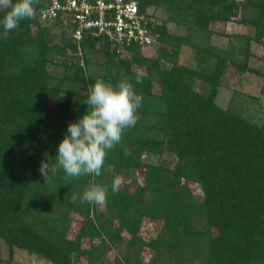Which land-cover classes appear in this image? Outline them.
<instances>
[{"label":"trees","instance_id":"trees-1","mask_svg":"<svg viewBox=\"0 0 264 264\" xmlns=\"http://www.w3.org/2000/svg\"><path fill=\"white\" fill-rule=\"evenodd\" d=\"M136 2L151 19L149 33L157 34L155 57L137 43L118 46L104 37L83 34L74 43L62 18L41 17L48 0L18 29L5 33L0 25V240L9 256L20 249L49 264H102L110 248L121 264H264V114L247 112L237 92L225 108L214 101L228 68L264 81V72L248 65L250 42L264 47V0ZM228 21L252 35L214 44L209 24ZM53 26L62 27L57 42ZM183 44L193 51L192 65L178 62ZM54 65L61 68L57 82ZM96 80L132 83L143 97L138 122L108 152L102 175L65 184L59 170L45 182L40 162L55 163L67 125L88 110ZM124 147L131 149L127 158ZM165 155L174 157L172 165L162 162ZM135 169L142 170L140 182L128 175ZM113 175L128 179L116 193ZM90 183L109 188L102 212L81 203ZM73 216L79 225L68 236ZM143 219L159 223L148 238L139 233Z\"/></svg>","mask_w":264,"mask_h":264},{"label":"clouds","instance_id":"clouds-1","mask_svg":"<svg viewBox=\"0 0 264 264\" xmlns=\"http://www.w3.org/2000/svg\"><path fill=\"white\" fill-rule=\"evenodd\" d=\"M39 3L40 0H0V10L7 9L0 19L4 32H12L18 29L21 21L35 18V6ZM136 83H142L141 76L137 75ZM142 102L143 97L129 82L113 87L103 80H96L89 85L85 101L88 110L76 122L67 125V134L57 147L55 163L40 162L38 170L44 181L50 182L51 176L59 170L65 174V184L83 176L102 175L108 152L121 145L125 131L138 122L137 111ZM130 154L131 149L124 147L125 158ZM117 184L111 186L113 193L118 190ZM108 192V186L90 183L82 194L81 203L104 206Z\"/></svg>","mask_w":264,"mask_h":264},{"label":"rangeland","instance_id":"rangeland-1","mask_svg":"<svg viewBox=\"0 0 264 264\" xmlns=\"http://www.w3.org/2000/svg\"><path fill=\"white\" fill-rule=\"evenodd\" d=\"M157 15H161V11H156ZM236 19V18H235ZM173 27V28H172ZM168 29L173 31L176 34L182 33V27H175L172 26ZM61 26H56L51 28V32L54 34L52 36L53 42H57L59 40V31L61 30ZM209 28L213 31L212 35V42L219 46H224L226 40L229 38H233L234 35L239 34H246L252 35V29L250 27L242 26L237 24L235 21H228V22H213L209 24ZM158 45V42L155 44ZM154 43L151 47L145 48L141 50V53L147 57H155L157 52ZM250 51L253 53V57L249 58L248 65L253 68H257L258 70L264 72V47L262 45L257 44L256 42H250ZM121 54L127 55L125 52L121 50ZM193 51L186 46L185 44L181 45L180 50L177 55V59L179 63H183L186 65L193 64ZM99 62L102 60L100 55L98 56ZM132 67H135L133 65ZM104 67L97 66L96 74H101ZM60 66H50L49 71L53 75V82H57L59 76L61 75ZM140 72H143V68L139 69ZM82 90V89H81ZM153 92H157L156 85H153L152 88ZM232 92L239 93L240 97L245 100L243 102L242 107L246 109L247 112L253 113V116H262L264 114V81L263 79L251 72H244V73H236L232 71V68H228L225 77L223 79L222 84L218 87L216 96L214 101L217 105L222 108H225L230 100ZM255 119V118H254ZM165 155V160L162 162H168L170 165L174 162V157ZM133 175L136 177V182H140L142 170L135 169L128 171V175ZM122 176V175H121ZM113 175V180L118 182V186L123 181H128L127 177H121ZM138 179V180H137ZM190 189L192 194L198 195L199 190L197 184H190ZM134 187V184L131 183L129 187V191H131ZM95 210L99 213L104 210V206H97L95 205ZM79 225V219L76 217H72V221L68 226L67 235L71 236L75 232L76 228ZM159 227V223L147 219H143L141 223V227L139 229V233L143 238H148L152 235V232L156 231ZM96 241V239H94ZM83 245H87V241L83 240ZM145 253L148 255V251L144 248ZM118 252L115 249L106 250L103 256V263L102 264H121L117 262V259L114 255ZM0 264H49L44 259L36 257L35 255L28 254L24 250L14 249L11 256L8 255L7 248L5 244L0 240ZM76 264H84V259H80L79 262Z\"/></svg>","mask_w":264,"mask_h":264},{"label":"built area","instance_id":"built-area-1","mask_svg":"<svg viewBox=\"0 0 264 264\" xmlns=\"http://www.w3.org/2000/svg\"><path fill=\"white\" fill-rule=\"evenodd\" d=\"M62 18L70 28V37L77 43L85 34L104 37L110 43L126 46L137 43L141 50L155 42L146 26L151 19L138 10L136 0H48L42 18Z\"/></svg>","mask_w":264,"mask_h":264}]
</instances>
